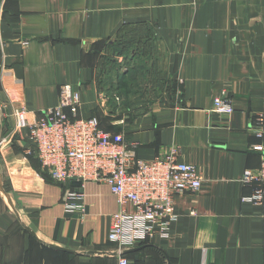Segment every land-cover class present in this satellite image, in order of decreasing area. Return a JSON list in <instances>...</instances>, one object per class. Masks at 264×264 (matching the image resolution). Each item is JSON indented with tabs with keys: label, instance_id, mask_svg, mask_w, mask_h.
<instances>
[{
	"label": "crops",
	"instance_id": "crops-1",
	"mask_svg": "<svg viewBox=\"0 0 264 264\" xmlns=\"http://www.w3.org/2000/svg\"><path fill=\"white\" fill-rule=\"evenodd\" d=\"M121 29L151 34L175 82L167 100L132 118L92 70L91 49ZM65 84L80 93V116L121 133L136 158L174 146L201 174L196 192L173 198L166 238L123 249L131 264H264V210L242 200L253 186L241 181L261 162L252 126L264 113V0H0V164L15 203L11 211L0 198L1 264H117L109 188L55 183L25 154L32 145L14 112L33 122ZM217 96L231 114L212 109ZM70 191L84 212L66 210Z\"/></svg>",
	"mask_w": 264,
	"mask_h": 264
},
{
	"label": "built area",
	"instance_id": "built-area-1",
	"mask_svg": "<svg viewBox=\"0 0 264 264\" xmlns=\"http://www.w3.org/2000/svg\"><path fill=\"white\" fill-rule=\"evenodd\" d=\"M80 106L79 91L65 84L59 87L57 104L42 110L33 122L26 119L24 108L16 110L14 115L32 145L25 154H34L55 183L94 181L109 188L118 210L110 217L107 239L118 245L117 264H131L123 249L157 235L166 238L175 219L173 198L196 192L202 177L194 165L178 160L174 146L151 160L136 158L134 144L127 145L121 133L103 129L95 117H81ZM212 109L221 114L233 112L231 102L220 96L213 99ZM252 127L255 137L263 140L254 146L261 152V162L256 169L244 170L241 181L253 188L242 200L264 210V113L256 115ZM6 138L2 133L0 144ZM80 198L79 192H68L66 210L84 212L83 204L77 202ZM128 204L133 211L127 209Z\"/></svg>",
	"mask_w": 264,
	"mask_h": 264
},
{
	"label": "rangeland",
	"instance_id": "rangeland-1",
	"mask_svg": "<svg viewBox=\"0 0 264 264\" xmlns=\"http://www.w3.org/2000/svg\"><path fill=\"white\" fill-rule=\"evenodd\" d=\"M91 52L95 79L105 92L118 97L113 95L115 103L111 106L119 114H141L172 95L173 78L167 74L165 55L151 34L126 30L124 37L99 43ZM123 80H128L130 89H123Z\"/></svg>",
	"mask_w": 264,
	"mask_h": 264
},
{
	"label": "water",
	"instance_id": "water-1",
	"mask_svg": "<svg viewBox=\"0 0 264 264\" xmlns=\"http://www.w3.org/2000/svg\"><path fill=\"white\" fill-rule=\"evenodd\" d=\"M2 129H3V124H2V111L0 108V139L2 135ZM70 184L76 188L81 187V181L80 180H72ZM0 198L4 201V203L7 205V207L13 211L15 207V203L13 200V196L11 193L5 191L4 186H3V171H2V166L0 164ZM169 264V263H168Z\"/></svg>",
	"mask_w": 264,
	"mask_h": 264
},
{
	"label": "trees",
	"instance_id": "trees-1",
	"mask_svg": "<svg viewBox=\"0 0 264 264\" xmlns=\"http://www.w3.org/2000/svg\"><path fill=\"white\" fill-rule=\"evenodd\" d=\"M124 33H125V30H123V29H121L120 30V32H119V34H118V36L114 39V41L115 40H119L120 38H121V36L122 37H124ZM106 43H108V42H106ZM174 84H175V82H174ZM121 85L123 86V89L125 88V90L126 89H130V84H129V82H128V80H123V82L121 83ZM174 88H175V85H174ZM115 98V97H114ZM113 100H115V99H113ZM114 103H115V101H114ZM148 110V109H147ZM128 113V112H127ZM130 118H132V117H134V115H132V116H129ZM100 123V122H99ZM101 125V124H100ZM102 127V126H101ZM104 129V128H103ZM106 130V129H105ZM28 157L30 158V159H35V160H37L38 161V159L36 158V156L34 155V154H31V155H28ZM38 163H39V161H38ZM39 165H40V163H39ZM40 168H41V166H40ZM42 169V168H41ZM42 172H44L45 174H47V176L50 178V176L48 175V173L46 172V171H44V170H42ZM51 179V178H50ZM64 186V185H63ZM5 188V187H4ZM5 191H6V188H5Z\"/></svg>",
	"mask_w": 264,
	"mask_h": 264
}]
</instances>
